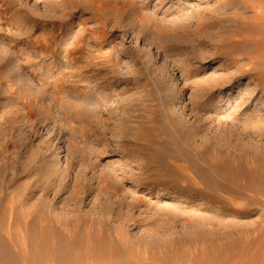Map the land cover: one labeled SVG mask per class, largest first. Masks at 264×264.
Here are the masks:
<instances>
[{
	"label": "rangeland",
	"instance_id": "rangeland-1",
	"mask_svg": "<svg viewBox=\"0 0 264 264\" xmlns=\"http://www.w3.org/2000/svg\"><path fill=\"white\" fill-rule=\"evenodd\" d=\"M259 1L0 0V264H264Z\"/></svg>",
	"mask_w": 264,
	"mask_h": 264
},
{
	"label": "bare ground",
	"instance_id": "bare-ground-1",
	"mask_svg": "<svg viewBox=\"0 0 264 264\" xmlns=\"http://www.w3.org/2000/svg\"><path fill=\"white\" fill-rule=\"evenodd\" d=\"M259 3H260V1H259ZM261 5H260V7H261V9L263 10L264 9V4H263V2H261L260 3ZM256 12H257V10H256ZM257 15V14H256ZM259 15V14H258ZM259 16H261V15H259ZM244 25V24H243ZM261 25H263V24H261ZM260 25V26H261ZM253 29H251V30H249V32L250 31H252ZM262 30V29H261ZM248 32V31H247ZM254 32H255V30H254ZM247 38V37H246ZM235 134V133H234ZM231 155V154H230ZM236 157V156H235ZM247 157V156H246ZM255 157V156H254ZM227 158H228V156H227ZM255 159V158H254ZM234 160V159H233ZM230 164V163H229ZM252 166V165H251ZM245 171V170H244ZM37 218V217H36ZM13 222V221H12ZM16 224H17V221H16ZM0 227H2V226H0ZM8 228V227H7ZM20 231V230H19ZM49 231H50V228L49 227H47V228H45L44 230H41V232L40 233H37L40 237H43L44 239L46 238V236H48L49 235ZM11 232V231H10ZM13 232V231H12ZM36 226H35V224L33 223V224H31L29 227H28V229H27V233H28V235L30 236V239H31V237L33 236V235H35L36 233ZM1 235V234H0ZM8 235H9V233H8ZM16 235V234H15ZM21 235V234H20ZM17 238V237H16ZM29 239V244H30V247L31 246H33L34 248L36 247V250H37V252L38 251H40V253H42L43 255H46V259H53L54 260V257L57 259V256L58 255H61L62 253V251H63V245H65L67 242L61 237V238H58L57 240H56V243H54L53 245L52 244H50V242L47 240V239H45V240H43V239H38L37 237H36V239H37V242H34V239H32V240H30ZM0 240L1 241H3V243L2 242H0V248H3L4 250H7V251H9V252H11L12 251V247L10 246V245H8V243H6V241H4V240H2L1 238H0ZM17 240V239H16ZM11 241V240H10ZM18 241V240H17ZM65 241V242H64ZM13 242V241H12ZM24 246V245H23ZM19 247H21V246H19ZM23 248V247H22ZM21 248V249H22ZM66 249H67V247H66ZM66 260V259H65ZM67 261V260H66ZM72 261V260H71ZM40 262V261H39ZM79 262V261H78ZM80 262H83V260L82 259H80ZM41 263V262H40Z\"/></svg>",
	"mask_w": 264,
	"mask_h": 264
}]
</instances>
